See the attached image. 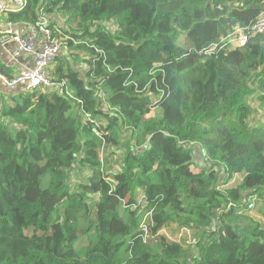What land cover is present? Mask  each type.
<instances>
[{"label":"trees","instance_id":"1","mask_svg":"<svg viewBox=\"0 0 264 264\" xmlns=\"http://www.w3.org/2000/svg\"><path fill=\"white\" fill-rule=\"evenodd\" d=\"M263 5L26 0L8 13L47 20L65 52L49 87L0 85V264H264V121L250 103L264 109V34L222 43ZM171 226L196 244L171 242Z\"/></svg>","mask_w":264,"mask_h":264},{"label":"built area","instance_id":"2","mask_svg":"<svg viewBox=\"0 0 264 264\" xmlns=\"http://www.w3.org/2000/svg\"><path fill=\"white\" fill-rule=\"evenodd\" d=\"M26 0H0V34L4 37L1 47L9 44L16 46L12 54V64L17 65L23 57H30L32 66L24 67L16 71L12 79H8L0 72V85L7 89L23 87L21 91H35L50 86V68L54 60L63 54V42L53 36L47 20L36 27H29L28 33L23 30H14V26L5 22L8 13L19 12ZM264 34V5L256 21L249 27L237 28L229 36L222 40L224 47L236 49L244 47L247 41L254 36ZM254 203L250 202L249 210L254 209ZM146 231L145 227L143 228Z\"/></svg>","mask_w":264,"mask_h":264},{"label":"rangeland","instance_id":"3","mask_svg":"<svg viewBox=\"0 0 264 264\" xmlns=\"http://www.w3.org/2000/svg\"><path fill=\"white\" fill-rule=\"evenodd\" d=\"M61 24L64 25V21H61ZM64 52L65 51L63 50V53ZM250 103L255 110V114H254L252 122L255 125H260L264 121V109L261 106H259V104L254 100H251ZM157 112H158V110H157ZM126 138L129 139V136L127 135ZM194 150H195L194 157H195L196 163L199 164L198 166L199 167H204V166L206 167V162L204 161V156H203V153H202L200 147H195ZM196 167H197V165H196ZM261 168H264V163L259 166V169H261ZM240 183H241V177L236 176L234 178V180L228 184V186L223 185V189H227V188L229 189L231 187L239 186ZM251 202H253V201H251ZM257 220L260 222L264 221L262 218H257ZM262 223H264V222H262ZM197 234L198 233H196V231L179 230L176 228V226H171L170 228L165 229L162 232L163 236L168 238L171 242L179 245V247H182L183 250H188L190 247H192L193 245L196 244L197 238H198Z\"/></svg>","mask_w":264,"mask_h":264},{"label":"crops","instance_id":"4","mask_svg":"<svg viewBox=\"0 0 264 264\" xmlns=\"http://www.w3.org/2000/svg\"><path fill=\"white\" fill-rule=\"evenodd\" d=\"M22 30L26 34L29 31V27H24V29ZM15 49H16V46L14 44H9L7 47H1L0 62L3 64H6L9 67H12L16 74V71L24 67L32 66V60L30 57L26 56V57H23L17 65L12 64L11 57H12V54L15 52Z\"/></svg>","mask_w":264,"mask_h":264},{"label":"water","instance_id":"5","mask_svg":"<svg viewBox=\"0 0 264 264\" xmlns=\"http://www.w3.org/2000/svg\"><path fill=\"white\" fill-rule=\"evenodd\" d=\"M24 27H27V26H24V25L14 26V30H22L24 29ZM21 89H23V87H19L15 89V91H21Z\"/></svg>","mask_w":264,"mask_h":264}]
</instances>
